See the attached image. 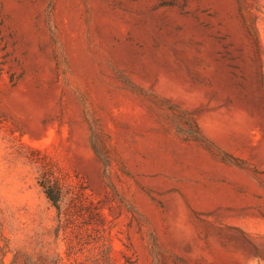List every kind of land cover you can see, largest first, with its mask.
I'll return each mask as SVG.
<instances>
[{"label": "rangeland", "instance_id": "374dc122", "mask_svg": "<svg viewBox=\"0 0 264 264\" xmlns=\"http://www.w3.org/2000/svg\"><path fill=\"white\" fill-rule=\"evenodd\" d=\"M0 264H264V0H0Z\"/></svg>", "mask_w": 264, "mask_h": 264}, {"label": "trees", "instance_id": "16d2710c", "mask_svg": "<svg viewBox=\"0 0 264 264\" xmlns=\"http://www.w3.org/2000/svg\"><path fill=\"white\" fill-rule=\"evenodd\" d=\"M40 186L43 190V193L50 203V205L54 208L57 214V226L55 229V233H62L64 236L68 235L73 231L71 227V222L68 219L66 211L61 207V201L63 197L62 189L59 184L54 182L51 183V180L47 176L42 177V182H40Z\"/></svg>", "mask_w": 264, "mask_h": 264}]
</instances>
